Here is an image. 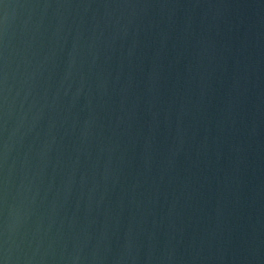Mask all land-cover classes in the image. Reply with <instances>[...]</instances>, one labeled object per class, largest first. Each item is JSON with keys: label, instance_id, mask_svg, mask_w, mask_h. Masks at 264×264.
I'll return each mask as SVG.
<instances>
[{"label": "water", "instance_id": "water-1", "mask_svg": "<svg viewBox=\"0 0 264 264\" xmlns=\"http://www.w3.org/2000/svg\"><path fill=\"white\" fill-rule=\"evenodd\" d=\"M0 264H264V0H0Z\"/></svg>", "mask_w": 264, "mask_h": 264}]
</instances>
